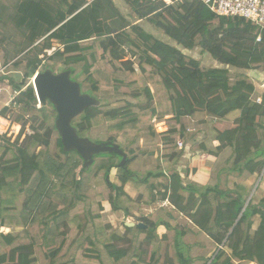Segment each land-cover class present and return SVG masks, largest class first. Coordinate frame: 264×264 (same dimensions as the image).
Here are the masks:
<instances>
[{"label": "trees", "instance_id": "1", "mask_svg": "<svg viewBox=\"0 0 264 264\" xmlns=\"http://www.w3.org/2000/svg\"><path fill=\"white\" fill-rule=\"evenodd\" d=\"M125 2L139 20H148L185 50L200 46L203 53L219 64L238 70L251 71L264 65V32L248 20L218 18L201 0H185L172 6L152 0ZM13 22L24 34V50L39 41L43 43L41 48L36 45L29 51H36V55L27 59L23 82L7 78L14 91L20 93L13 105L25 113L35 110L38 99L28 81L45 71L42 55L53 64L55 72L63 66L71 70V66L83 63L81 74L73 79L82 88L87 83L133 99L145 96L147 103L128 104L125 110L116 111L102 105L89 108L73 122L79 136L87 138L89 131L103 122L102 114L109 123V131L121 133L127 140L144 129L158 137L154 124L164 131L165 126L160 123L167 122L168 131L161 135L165 145H172L173 154L163 157L164 167L160 172L145 177L129 168L134 158H128L126 166L121 168L122 158L117 154L95 156L88 170L76 151H64L60 138L56 155L51 153V131L57 132V112L47 101L40 109L42 127L38 119L34 120L30 136L22 128L14 143L0 146V226L18 229L7 234L0 232V264H39L37 241L29 231L39 221L45 228V258L55 264L71 241L63 232L67 224L76 225L78 231L89 224L88 219L72 215V210L84 202L100 173L108 180L112 169L118 171L116 181L108 180L112 190L108 202L113 211L123 212L128 218L141 205L168 201L178 214L189 219L216 245L223 246L212 264H264V199L256 203L254 194L247 205L253 187L237 183L261 175L264 170V93H257L247 75L237 74L233 79L228 69L204 70L198 60L128 22L111 0H22L16 7ZM55 44L58 49L48 56ZM9 112L10 108L6 107L0 114L7 118ZM235 112H240L239 118L228 125L227 117ZM197 113H205L227 126L218 131L216 140L220 149L234 150V162L228 170V176H233L229 182L232 187L184 185L182 173L176 169L183 148L174 138L183 139L185 125L181 120ZM15 122L20 123V117ZM2 140L5 139L0 136ZM110 142L116 143L114 139ZM263 178L264 175L261 182ZM151 179H164L166 183L157 189L155 184H150ZM132 191L140 193L137 199L131 197ZM21 196L25 199L19 210L16 203ZM166 215L167 221L154 222L147 217L140 220L147 230L123 226L137 240L144 235L148 244L157 249L158 228H173L170 221L174 217ZM257 218L259 225L254 229ZM99 228L95 241L115 263L131 255L132 251L115 247V233L104 232L102 222ZM185 236L186 233L177 232L174 240V260L178 264L192 262L187 257L188 246L182 243ZM86 241L89 245L86 242V247L78 249L79 256L64 264H104L99 249L93 245L95 241L90 238ZM131 247L134 254L129 264H158L157 250L146 261L142 243Z\"/></svg>", "mask_w": 264, "mask_h": 264}, {"label": "rangeland", "instance_id": "2", "mask_svg": "<svg viewBox=\"0 0 264 264\" xmlns=\"http://www.w3.org/2000/svg\"><path fill=\"white\" fill-rule=\"evenodd\" d=\"M20 1L22 0H0V79L5 78L0 81V113L4 108H10L7 118H4L0 114V117L5 119H0V124L3 125V129L0 128V136L5 139L4 141H0L1 147H6L14 143L15 137L20 134L22 128L25 129L26 134L30 136L33 133L32 127L35 123L34 120L38 119V123L41 122L39 116L41 112L40 109L44 107V105H41L38 100L35 110L25 113L22 111L21 107L13 105L14 99H16L19 94H16L17 92H15L10 86V80L7 79H13L17 83L23 82L24 75L27 71L25 68L28 63L27 59L36 55V51L30 53L29 51L36 45L38 46V49L43 45L42 41H39L33 47L24 50V34L16 28L13 22L16 7ZM129 9V12L127 13L125 11L124 14L128 18H131L130 20H134V16L132 17V14H134L133 10L130 6ZM144 29H146L145 31H149V33L154 35V37L159 41L176 48L190 58L198 60L204 70L218 68L217 66H220L209 54L203 53L200 46H197L192 51L185 50L171 38L156 30L154 27L150 30L148 25H145ZM199 41L200 38L197 42ZM55 49H58V45L56 44L49 52L51 53ZM49 52L47 54L48 56H50ZM40 58L44 61V70L50 69L54 71L52 63L50 64L46 62L43 55ZM128 59L129 58L125 60ZM15 63H19L20 66L17 67ZM83 66V63L71 66L72 79L81 74ZM64 68L66 67L63 66V68L59 71L54 72L61 73L65 70ZM228 70L230 77L233 79L237 74L247 75L250 78V81L255 84L257 93L259 95L264 93V65L256 66L254 70L251 71L238 70L232 67H229ZM35 76L28 81V85H32L33 88ZM82 91L83 93L98 99L101 103L100 106L102 105L104 107L113 108L115 111L117 109L123 110L128 104L145 105L147 103L145 96L140 99H133L132 97L122 93L119 94L111 91L99 90L98 88L96 89L87 83H83ZM48 111L51 112L50 110ZM48 111L47 113H49ZM236 113L237 116L232 115L228 118V123H230L228 125H231L239 118V112ZM104 115L105 114H102L101 116V118L103 117V122L92 128L87 134V138H90L95 143L110 142L111 139H114L116 144L120 145L127 153L128 158H134L133 162L129 165V168L133 172L139 173L141 177H145L149 173L160 172L163 169V157L173 154V150L171 149L172 145H165L163 142L164 136L161 135L168 131L167 122L160 123L165 126L163 131L161 127H159V124H154L155 120L153 121L155 132L160 135L158 137H154L151 133L146 131L147 129H144L143 132L138 133L130 140H127L124 138L123 134L109 131V123L105 120ZM19 117L20 123L15 122V120ZM181 122L185 125V134L182 137L183 139L177 136L174 140L177 143L181 141L184 143L182 151H179L181 156L180 160L176 165V169L182 173L184 185L194 184L199 188L209 186L213 187L215 185H219L223 189L232 187V183L229 184V182L232 180L233 176H228V170L232 167V163L234 162V150L230 147L220 149V143L216 141L218 131L220 129H226L227 126L220 120L217 121L214 120L213 117H207L205 115L185 118L181 120ZM42 125L43 123H40L39 127H42ZM59 138L60 136L58 132L52 130L50 141L52 145L51 153L53 155H56ZM18 143L20 144L21 142ZM65 159L66 158L64 157L62 160L65 161ZM90 168H92V166L87 169L90 170ZM117 175L118 171L116 169H112L108 180L110 182L116 181ZM260 176L261 175L254 176L248 181L241 180L237 183L253 187L254 189ZM108 180L103 177V173H100V178L95 179L92 182V187L89 191H87L84 202L72 210V215L77 214L82 219H88L89 224L86 225V229L81 231L77 230L76 225H73L72 223L67 224L63 232L64 235H69L71 237V241L68 242L64 252L61 254L60 258L56 260L55 264H64L68 261L75 260L77 256H79L78 249L80 247H86L87 243L89 245V241H86L87 238L95 241L96 230L99 231L100 222L104 225V232L107 234L115 233V247L132 251L130 255L132 256V254H134V250L131 245L135 246L142 243V248L146 252V261L149 259L150 254L154 250H157L158 264H178L174 260L176 252L174 249V240L177 232L186 233V236L182 239V243L188 246L187 257H190L192 260L190 264H212L219 250L223 249V246L220 247L216 245L206 234L195 227L189 219H186L185 216L178 214L174 209H172L169 202H161L158 200L152 206L141 205L139 209L133 212V216L128 218L123 212L113 211L108 202L112 195V190L108 186ZM165 183L166 181L164 179H160V181L151 179L150 181V184H155L157 189H161V185H164ZM254 194L256 203L264 199V178L259 189H257ZM130 195L133 199H137L140 193L132 191ZM1 196L2 194H0V199ZM147 196L150 197L151 195L147 194ZM24 199V196H21L20 200L16 203L19 210L22 209ZM62 208L63 206L61 209ZM162 211L174 217V220L170 221L173 228L171 230L166 229L164 226L158 228L157 249H154L153 246L148 244L144 235L139 236L137 240V237L127 233L124 229L123 225L126 222L140 223V220L146 217L154 222H158L160 219L166 221L169 220L168 215H166V213L162 214ZM93 217H96V220H94V222H90ZM83 223L85 224V222ZM258 225L259 219L257 218L254 229H256ZM2 228L3 227L0 226V232L6 234L14 232V229L18 230L17 228H10V230ZM29 229L32 236L37 241L36 250L38 254V263L50 264V260L47 259V257L45 258L46 251H43V234L45 231L44 225H42V222L39 221L36 225ZM93 245L99 249L100 256L104 264H129L131 261L129 256L127 259L121 258L119 263H115L112 258L106 254L102 245L96 243V241ZM80 254L83 255L82 252H80ZM234 264L241 263L237 262Z\"/></svg>", "mask_w": 264, "mask_h": 264}, {"label": "water", "instance_id": "3", "mask_svg": "<svg viewBox=\"0 0 264 264\" xmlns=\"http://www.w3.org/2000/svg\"><path fill=\"white\" fill-rule=\"evenodd\" d=\"M34 89L41 105L49 101L55 107L57 112L56 129L65 152L76 151L83 159L86 168L92 166L94 157L101 154H117L122 158L119 166L121 168L126 166L128 155L118 144L111 142L95 143L90 138L79 136L73 122L89 108H98L101 103L98 99L83 93L81 84L72 79L71 70L54 73L47 69L42 73L39 72L34 78ZM263 175L264 170L248 199L247 205L256 192ZM125 225L139 230L148 229L141 222H126Z\"/></svg>", "mask_w": 264, "mask_h": 264}, {"label": "built area", "instance_id": "4", "mask_svg": "<svg viewBox=\"0 0 264 264\" xmlns=\"http://www.w3.org/2000/svg\"><path fill=\"white\" fill-rule=\"evenodd\" d=\"M153 2H164L167 6L179 4L185 0H152ZM210 11L218 18L239 17L248 20L258 26L264 32V0H201ZM258 42L261 41L259 37ZM49 52L50 55L54 53ZM38 74V73H37ZM19 94L18 92L16 93ZM262 100L259 98L258 103ZM180 148H183V141L179 142ZM168 202V201H167Z\"/></svg>", "mask_w": 264, "mask_h": 264}, {"label": "crops", "instance_id": "5", "mask_svg": "<svg viewBox=\"0 0 264 264\" xmlns=\"http://www.w3.org/2000/svg\"><path fill=\"white\" fill-rule=\"evenodd\" d=\"M113 3H114V5L116 6V8L120 11V13L127 19V21L128 22H130L131 24H133V25H138V26H140L143 30H146V29H144L145 28V25H148V27L150 28V30H151V28L153 27L152 26V24L150 23V22H148V20H139L138 18H137V16L135 15V13L134 14H132V17L134 18V20H130L131 18H128L127 16H125V14H124V12L126 11L127 13L129 12V5H127V3L125 2V0H111ZM150 23V24H149ZM147 33H149V31H146ZM150 34V33H149ZM153 34V33H152ZM154 36V35H153ZM215 61V60H214ZM216 63H218V62H216ZM219 64V63H218ZM220 66H217L218 68H228L229 69V66H224V65H221V64H219ZM231 68V67H230ZM207 116L205 113H197V114H195L194 116ZM232 115H235V116H237V113L235 112V113H233V114H231V115H229L228 117H227V119L228 118H230V116H232ZM239 115H240V112H239ZM207 117H209V116H207ZM173 117H171V119H172ZM1 119V118H0ZM214 119V118H213ZM215 120V119H214ZM217 141V140H216ZM218 142V141H217ZM165 202H167V201H165ZM187 219V218H186ZM6 227H3L2 229H5ZM7 230H10V228H7Z\"/></svg>", "mask_w": 264, "mask_h": 264}, {"label": "flooded vegetation", "instance_id": "6", "mask_svg": "<svg viewBox=\"0 0 264 264\" xmlns=\"http://www.w3.org/2000/svg\"><path fill=\"white\" fill-rule=\"evenodd\" d=\"M64 71H66V70H64ZM64 71H63V72H64ZM19 94H20V93H19ZM111 143H112V142H111Z\"/></svg>", "mask_w": 264, "mask_h": 264}]
</instances>
